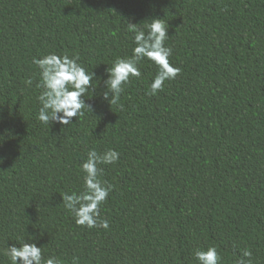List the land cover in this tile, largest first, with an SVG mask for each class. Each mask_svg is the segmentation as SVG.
<instances>
[{"label":"trees","instance_id":"obj_1","mask_svg":"<svg viewBox=\"0 0 264 264\" xmlns=\"http://www.w3.org/2000/svg\"><path fill=\"white\" fill-rule=\"evenodd\" d=\"M153 18L181 71L149 95L158 69L145 59L110 106L106 69L135 47L126 23ZM51 53L97 78L94 111L67 126L37 119L33 59ZM91 149L120 153L99 165L107 229L62 203L84 191ZM25 239L61 264H198L212 246L222 264L244 251L264 264V0H0V264Z\"/></svg>","mask_w":264,"mask_h":264},{"label":"clouds","instance_id":"obj_2","mask_svg":"<svg viewBox=\"0 0 264 264\" xmlns=\"http://www.w3.org/2000/svg\"><path fill=\"white\" fill-rule=\"evenodd\" d=\"M145 27L140 24L126 23L127 30L133 33L132 55L127 58H117L111 67L106 69L107 79L104 80L106 90L102 98L108 104L116 105L125 86L130 78L140 77L139 65L145 60L153 62L157 66V74L150 84L149 95H158L163 91L164 83L174 80L181 69L172 65L169 57L172 55V48L166 46L169 39V25L163 19L153 18ZM79 57H69L47 54L40 59H33V63L39 69L40 83L38 88L42 89L38 96L40 108L37 119L46 126L58 123L63 126L72 124V118L84 115L85 111H94L91 104L85 102L87 93L97 87V78L94 71L88 72L79 62ZM31 85L32 80L26 81ZM120 153L114 149H108L103 154H98L95 149L87 153V159L81 164V171L84 173V191L77 194L65 193L62 196L64 207L72 213L75 223L88 228H108L106 219H99L100 206L107 201L112 190V185L101 179L103 169L101 164H115L119 160ZM17 241L16 244L6 246L2 254L7 258L8 264H61L54 256L45 257L42 247L34 242ZM195 258L198 264H222L215 246L206 250H196ZM250 251H244L242 258L237 264H251Z\"/></svg>","mask_w":264,"mask_h":264}]
</instances>
